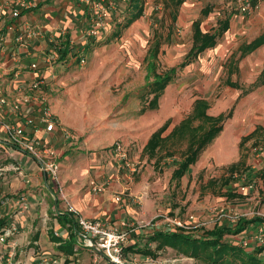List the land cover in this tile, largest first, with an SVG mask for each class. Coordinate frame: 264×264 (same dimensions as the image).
<instances>
[{"label":"rangeland","instance_id":"374dc122","mask_svg":"<svg viewBox=\"0 0 264 264\" xmlns=\"http://www.w3.org/2000/svg\"><path fill=\"white\" fill-rule=\"evenodd\" d=\"M135 6L143 7V15L114 36L120 22L133 16ZM175 8L173 0H129L113 13L111 26L98 38L87 34L90 15L89 21H84L77 45L69 44L68 48L73 47V50L58 58L73 56L71 66L55 76L52 85L57 90L61 88L53 94L65 91V101L76 105L69 119L75 125L71 132L77 134L78 129L83 138L94 135L111 150L121 142L128 162L134 163L137 169L131 170L118 162L125 172L136 177L141 176L148 164L143 165L144 157H149L144 151L146 142L167 120L170 125L163 134L165 137L191 113L197 99L208 101V113L213 116L228 114L234 106L233 116L224 123V130L182 179L173 180L172 175L185 155L186 141L168 138L156 157H152L154 162L149 159L155 167V173L148 180L149 199L156 201L157 213L144 221L143 234H149L147 230L155 227L200 233L215 225L234 224L232 216L237 217L236 220L244 216L264 218V142L258 147L252 146V141L245 145L247 162L227 185L224 180L231 176L228 171L231 163L224 165L219 160L221 147L229 143L231 162L238 163L243 133L254 125L264 126V84L253 89L264 67V45L243 58L239 50L242 44L264 33V1L254 6L252 0H184L173 24L171 14ZM206 8L210 12L203 14ZM229 16L230 30L218 44L178 71L161 96L158 108L145 109L153 98V94L141 95L146 92V57L154 35L167 37L169 30L172 31L171 37L162 40L158 59L159 70L167 71L181 64L192 47L195 20L200 19L202 28L209 31ZM80 58H85V62L79 63ZM157 158L160 167L155 165ZM249 184L253 187L248 188ZM146 198L141 194L142 201ZM174 221L185 227H175ZM256 235L251 234L250 240L260 241ZM226 238L239 244L247 236L228 235ZM146 240H149L147 235L144 242ZM260 242L264 243V238ZM150 244L152 248L157 245L154 241ZM131 255L137 259H128L129 264H204L170 247L158 252L156 258L146 254L143 257Z\"/></svg>","mask_w":264,"mask_h":264},{"label":"crops","instance_id":"0c3cea01","mask_svg":"<svg viewBox=\"0 0 264 264\" xmlns=\"http://www.w3.org/2000/svg\"><path fill=\"white\" fill-rule=\"evenodd\" d=\"M2 1L12 6L15 0ZM90 15V5L79 0H36V6L22 11L17 20H12L8 14L3 22L7 43L0 55V85L5 90L8 104L0 105V235L13 226H17V230L8 236L6 242H0V264H116L104 254L80 246L79 228L76 235L78 243L73 248H61L71 235V223L61 218L68 213L69 204L85 217L101 220L107 226L129 230L123 252L129 263L128 259H137L131 254L136 257H143L144 254L128 247L147 245L145 235L149 237L155 230L150 228L147 230L149 234H143L145 230L141 225L157 213L156 201L149 199L151 186L148 180L155 173L149 159L154 162L153 158L150 155L144 157L143 165L148 164L140 177L125 172L113 150L107 148L104 142L96 140L94 135L83 138L78 129L77 134L71 132L75 130V125L69 119L76 105L65 101L63 96L67 92L52 93L61 90L52 87L55 76H60L69 68L74 57L56 59L49 65L50 49L57 45L63 49L69 44L77 45L84 21L88 22ZM27 27L39 28L44 32L30 41L28 49L19 47L17 41L18 35ZM35 64L36 69H33L32 65ZM40 74L48 78L43 93L52 112L50 119L55 122L52 130L47 129L48 122L44 119V103L36 97L24 101L26 96L38 93L30 90V83ZM256 81L253 89L256 88ZM16 103L20 105L18 109L14 107ZM4 122L20 124L25 129L26 138L49 148L48 156L60 165L59 182L51 178L42 163L29 151L9 139L2 125ZM258 126L260 124L254 125L242 136L249 135ZM243 137L239 141V161L245 153L241 147ZM251 141L253 146L255 139L246 144ZM219 160L224 165L231 163L229 168L237 163L231 162L232 154L222 155ZM91 180L105 183V190L94 192L90 186ZM141 194L148 198L142 201ZM75 224L78 227L76 218Z\"/></svg>","mask_w":264,"mask_h":264},{"label":"trees","instance_id":"16d2710c","mask_svg":"<svg viewBox=\"0 0 264 264\" xmlns=\"http://www.w3.org/2000/svg\"><path fill=\"white\" fill-rule=\"evenodd\" d=\"M262 0H252V5H257ZM176 4V8L173 9L171 17L173 24L178 19V7L183 4L184 0H173ZM127 4V3H126ZM135 11L133 16L129 19H125L120 22L119 30L115 32L114 36H118L122 29L129 27L136 19L143 15V7L135 6L132 8ZM210 9L206 8L202 10L203 14H208ZM231 16L225 20L219 22L218 27L205 31L202 28L201 20L197 19L193 23V44L189 52L186 54L184 60L178 66L172 67L167 71L159 70V54L161 53L162 40L171 37L172 31L169 30L167 37H163L160 34L154 35V40L150 43L148 54L146 57L147 62V85L144 88L146 91L141 97L153 94V98L148 101V106L145 109H156L159 106V100L163 95L167 85L175 78L178 71L183 69L187 65L193 63L201 53L205 50L215 47L219 40L223 37L224 33L230 28ZM264 44V33L255 38L249 43H244L240 47V58L245 57L255 49ZM67 48L63 49L60 58L62 59L69 53ZM238 86L236 83H232ZM264 84V70L259 76L258 80L254 84L255 87ZM209 103L207 100L200 98L197 99L193 105V109L189 115L184 118L178 126L168 136H164V132L168 129L170 121L167 120L163 126L155 131L148 143L146 144L144 151L154 157L157 151L163 148L164 142L168 138H176L179 141H186L188 143L187 150L184 157L178 162L177 167L173 171L172 179L180 180L186 175L189 168L197 163L206 147L211 144L224 129V123L226 120L233 116L234 107L228 114L221 113L217 116H213L208 113ZM251 139H255L253 143L254 147H258L260 143L264 142V126H258L252 133L244 136L241 141V147L244 148L246 142ZM245 153L242 159L233 164L229 171L231 176L224 180V184L227 185L232 181V177L236 176V172L241 166L246 164ZM160 159H157L156 165L158 166ZM264 183V180H263ZM264 190V188H263ZM233 196L234 194H228ZM61 218L71 223V235L70 240L65 243L61 248H73L77 242L78 227L75 224V217L72 213H67ZM264 225V218L262 217H240L234 224H222L215 225L211 229H203L200 233L188 232L183 228L177 230L164 229L155 227V230L150 233L148 237V243L156 242L155 248H152L150 244L143 247L130 246L128 249H135L136 251L158 257V252L169 246L177 249L180 253L197 259L204 264H264V243L251 239V234L257 232V230ZM246 235L248 244L244 245L243 242L236 244L234 241H230L226 238L228 235ZM80 246H85L82 242H79ZM149 245V246H148Z\"/></svg>","mask_w":264,"mask_h":264},{"label":"built area","instance_id":"2783aa9c","mask_svg":"<svg viewBox=\"0 0 264 264\" xmlns=\"http://www.w3.org/2000/svg\"><path fill=\"white\" fill-rule=\"evenodd\" d=\"M90 5L91 9V21L90 27L88 29V36L92 38H98L106 32L108 27L111 26L112 15L115 13L121 4H126L129 0H79ZM36 6V0H15L12 6L7 1L0 2V55L6 48L7 37L6 33L3 31V22L5 17L9 14L12 20H17L21 15L22 11L33 8ZM247 6L244 7V10ZM44 34L43 30L39 28H29L27 27L25 31L21 32L17 41L19 47L28 49L30 46V41L33 38L42 36ZM63 48L59 45L50 49L51 53L48 56L49 65L61 56V51ZM85 58H80L79 63H84ZM33 69H36V64L32 65ZM48 78L42 76L41 74L35 78L30 83V90L38 92L36 95H28L24 98L25 102L31 101L34 97L40 102L44 103V119L48 122V130H52L55 126V122L51 120L52 112L47 103V97L43 93L44 87L48 84ZM8 104L7 95L4 88L0 85V105ZM16 109L20 107L19 103L14 106ZM4 129L6 130L9 139L16 145L22 147L23 149L29 151L35 158H37L41 163L43 168L49 173L51 178L59 182L60 165L59 162L54 158H50L48 155L50 150L48 147L40 145L37 141L26 138L25 129L20 124H15L12 122L2 123ZM114 155L117 157L119 162L126 164L129 169L136 170L137 166L134 163H129L125 147L121 142H117L114 146ZM123 167V166H122ZM90 186L92 190L96 193H101L105 190L106 184L99 183L96 180L90 181ZM248 188H252L253 184H249ZM246 187L243 186V189ZM68 212L74 214L76 222L79 228V238L81 242L87 247L92 248L95 252L99 254H104L109 260L116 264H128L124 258V245L127 242L129 230H121L116 227L107 226L104 222L98 219H91L82 215L74 206L69 204ZM234 222L236 218L231 217ZM144 222L141 223L143 225ZM156 221H153L155 224ZM175 227H185L181 222L174 221ZM133 226L132 228H134ZM17 230V226L11 227L4 234L0 235V242H6L8 236ZM59 234V232H56ZM256 237L261 241L264 238V227H261L256 232ZM244 245L248 244V240L243 241Z\"/></svg>","mask_w":264,"mask_h":264},{"label":"bare ground","instance_id":"6f19581e","mask_svg":"<svg viewBox=\"0 0 264 264\" xmlns=\"http://www.w3.org/2000/svg\"><path fill=\"white\" fill-rule=\"evenodd\" d=\"M220 153L224 156H228L230 154V144L226 143L223 147H221Z\"/></svg>","mask_w":264,"mask_h":264}]
</instances>
